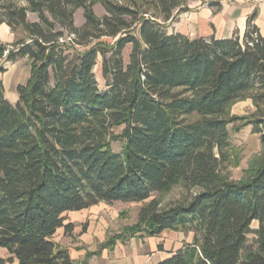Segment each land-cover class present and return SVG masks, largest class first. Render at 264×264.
Returning a JSON list of instances; mask_svg holds the SVG:
<instances>
[{
  "label": "trees",
  "instance_id": "16d2710c",
  "mask_svg": "<svg viewBox=\"0 0 264 264\" xmlns=\"http://www.w3.org/2000/svg\"><path fill=\"white\" fill-rule=\"evenodd\" d=\"M188 11L186 0H0V26L16 35L0 56L10 46L7 61L30 62L16 105L0 80V249L9 254L0 264H75L54 238L74 229L65 214L102 202H148L128 236L103 249L187 232L193 243L157 264H264V36L255 16L243 39L168 34ZM100 58L106 91L94 73ZM247 99L255 111L232 116ZM236 123L262 145L239 181ZM178 186L185 201L161 209L155 194Z\"/></svg>",
  "mask_w": 264,
  "mask_h": 264
},
{
  "label": "rangeland",
  "instance_id": "374dc122",
  "mask_svg": "<svg viewBox=\"0 0 264 264\" xmlns=\"http://www.w3.org/2000/svg\"><path fill=\"white\" fill-rule=\"evenodd\" d=\"M194 1L186 0L188 9ZM94 9L98 17H103L105 14L100 3H96ZM178 17L175 21L168 23L166 27L176 23ZM30 19L35 20L36 16L31 15ZM75 20L78 27L84 23L82 10L77 11ZM23 36L22 31L17 32L18 38H22ZM104 41L112 42L109 39H105ZM7 49L12 50V47L8 46ZM130 52L131 47L128 46L124 51V61L126 63L129 61ZM0 61L5 63L7 56H1ZM20 67L25 70V75L28 74L30 70L29 61L22 62ZM94 73L100 90L106 91L107 83L102 75L101 58L94 69ZM248 100L234 104L230 110V114L238 117L252 114L255 111V107L243 105ZM239 125L240 123H236L229 126L232 143L236 147L240 158V166L231 169L232 177L236 181L243 178L244 171L248 168L250 162L262 153L260 136L252 132L251 126L242 129L240 132L235 131L236 126ZM123 129V127L115 129V132L120 134ZM123 145V142H115L113 144L114 151L121 152ZM155 197L160 200L161 209H168L171 206L184 202L187 194L181 186H178L169 194L161 196L155 194ZM146 203L116 202L109 205L102 202L80 212L67 213L65 214L66 224H73L74 229L69 233H66L63 229L59 230L54 240L60 246L73 253L75 264H144L146 261L148 264H155L169 257L171 253L182 248L184 244L193 243V233L166 231L155 238L138 235L128 238L125 242L117 240L113 248L103 249L102 246L108 241L116 240L115 238L117 237L128 236L126 229L135 226L139 222L140 211ZM258 227V222H254L252 229L256 230ZM255 238L254 234L249 236L250 244H254ZM0 257L8 258L9 254L6 250L0 249Z\"/></svg>",
  "mask_w": 264,
  "mask_h": 264
},
{
  "label": "crops",
  "instance_id": "0c3cea01",
  "mask_svg": "<svg viewBox=\"0 0 264 264\" xmlns=\"http://www.w3.org/2000/svg\"><path fill=\"white\" fill-rule=\"evenodd\" d=\"M189 9L178 17L176 23L166 28L168 34H181L190 39L215 38L217 40L230 39L239 34L243 39L248 19L255 16L254 24L264 36V0H195L190 4ZM15 40L16 35L11 28L6 24L1 25L0 44L12 45ZM27 61H29L28 58L19 59L16 62L0 61V80L3 83L6 98L13 105L19 101L18 87L24 85L30 77V70L25 75V70L20 67L22 62ZM243 105L254 108L251 100ZM70 255L75 260L73 253L70 252ZM144 264H148L147 261Z\"/></svg>",
  "mask_w": 264,
  "mask_h": 264
},
{
  "label": "built area",
  "instance_id": "2783aa9c",
  "mask_svg": "<svg viewBox=\"0 0 264 264\" xmlns=\"http://www.w3.org/2000/svg\"><path fill=\"white\" fill-rule=\"evenodd\" d=\"M10 50H11V49H10ZM8 53H9V49H8L7 51H5L4 56L6 57V56L8 55Z\"/></svg>",
  "mask_w": 264,
  "mask_h": 264
}]
</instances>
